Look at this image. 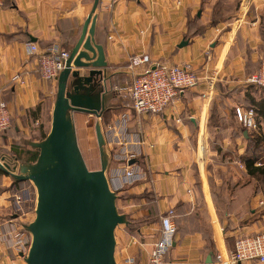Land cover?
I'll use <instances>...</instances> for the list:
<instances>
[{"label": "crops", "instance_id": "crops-1", "mask_svg": "<svg viewBox=\"0 0 264 264\" xmlns=\"http://www.w3.org/2000/svg\"><path fill=\"white\" fill-rule=\"evenodd\" d=\"M219 1L230 8L214 16ZM93 3L0 0V101L11 118L9 130L0 131V161L8 172L0 174V264H26L31 241L27 227L34 220L36 194L32 188L26 194L24 181L14 183L13 175L26 174L35 164L20 160L15 152L21 156L26 149L39 155V144L48 133L40 129L46 127L49 105H54L56 97L57 80L46 81L38 74V54L54 44L70 52L83 34L84 38L88 35ZM93 17V40L102 45L106 62L105 92H101L99 77L85 85L96 87L91 92L94 102L104 101L94 133L102 137L109 168L106 179L125 167L121 157L130 149L140 153L128 165H138L144 172L140 180L115 193L117 211L125 220L114 230L116 263L147 264L160 218L172 208L184 229L175 233L166 260L170 264H219L237 237L264 231V192L260 182L239 166L240 174H230L235 189L225 204L198 195L199 137L207 132L210 108L218 105V99L228 101L230 110L234 105L245 106L247 96L264 100V89L243 83L264 63V0H117L111 4L99 0ZM199 26L202 31L195 33ZM183 41L187 43L181 46ZM27 43H34L38 52L28 53ZM143 54L149 62L130 70V56ZM155 63H189L199 79L161 113L137 115L121 86ZM77 70L79 76H89V69ZM123 114L128 121L122 134ZM259 127L264 130V121L259 120ZM247 133L239 135L230 129V169L242 164L239 157L245 151ZM262 159L258 162L264 165ZM16 195L22 197L20 210Z\"/></svg>", "mask_w": 264, "mask_h": 264}, {"label": "water", "instance_id": "water-1", "mask_svg": "<svg viewBox=\"0 0 264 264\" xmlns=\"http://www.w3.org/2000/svg\"><path fill=\"white\" fill-rule=\"evenodd\" d=\"M98 1L92 6L88 35L80 37L58 75L51 128L39 144L37 160L28 172L22 168L26 174L13 175L17 180L33 181L37 193L35 218L27 227L31 242L26 264H117L114 230L125 220L117 211L116 194L109 189L104 173L102 137L97 133L100 169L89 170L72 136L74 123L68 118L69 111L100 117L104 108L103 99L94 102L91 97L94 86L85 85L95 77L102 85L106 67L103 47L93 40V12ZM79 68L89 69V76H79ZM69 76L76 80L71 93L66 90ZM0 168L4 169L1 163ZM206 262L210 263V256Z\"/></svg>", "mask_w": 264, "mask_h": 264}, {"label": "built area", "instance_id": "built-area-1", "mask_svg": "<svg viewBox=\"0 0 264 264\" xmlns=\"http://www.w3.org/2000/svg\"><path fill=\"white\" fill-rule=\"evenodd\" d=\"M104 1L111 4L117 0ZM26 48L28 53L34 54L38 52V48L34 43H27ZM68 56L69 52L62 50L57 44L50 46L44 52H40L37 63V71L40 78L46 81L57 80L59 73L65 67ZM148 62V55L130 56L128 68L133 70L138 65ZM198 79L196 71L189 63L172 65L155 63L152 66L145 67L142 72L134 74L129 82L121 86V89L125 91L129 98L130 107L135 114H158L184 89L194 86ZM243 83L264 87V63L257 71L248 75ZM86 114L93 115L90 113ZM235 115L238 122L247 130H256L258 128L259 124L255 119V113L252 108L236 106ZM127 121V115L123 114L119 123L122 134L125 133ZM10 124L11 118L8 108L3 101H0V130L7 129ZM139 153V149L124 151L121 160L124 161L125 167L122 170L115 169L112 174L113 177H108L107 179L109 189L112 192L117 194L126 184L133 183L143 177L144 172L138 165H128V162L139 155ZM0 163L3 166L1 161ZM256 165L261 164L256 162ZM239 166L243 168L242 164ZM14 199L17 209L20 210L21 195H16ZM174 216L175 213L172 208L162 214L159 232L149 249L147 264H170L166 260V255L172 245V234L175 230ZM249 261L264 262V231L254 235L237 237L233 242V247L223 252V258L219 260V264H235Z\"/></svg>", "mask_w": 264, "mask_h": 264}, {"label": "rangeland", "instance_id": "rangeland-1", "mask_svg": "<svg viewBox=\"0 0 264 264\" xmlns=\"http://www.w3.org/2000/svg\"><path fill=\"white\" fill-rule=\"evenodd\" d=\"M223 6L226 7V4H224ZM75 82L76 80L72 78L68 80L66 87L67 92H72V86L75 84ZM86 88H90V86L87 85ZM95 88L96 87L94 86V89ZM82 92H85V90ZM218 100L219 106L216 104L211 105L210 120L207 124V132H204V134L199 137V165L197 168H195V174L198 195L201 194V196H205L208 200H211L212 198L215 202L217 200V202L221 200V202L225 204L227 199L230 198V192H233V189H235L234 185H230V174L238 175L240 174L239 171L241 170L238 164H236V168L230 169V129L237 130L239 122H236L235 119L232 117L233 108L235 107V105L232 106L230 110V103L228 101L222 99ZM53 102L55 101L53 100ZM53 106L54 105H49L50 108L47 113V120H45V124H43V126L45 125L46 127H43V131L42 129H40V132L43 134H46L47 132L49 133L50 131L52 123ZM68 118L71 120L72 123H74L76 135L72 131V136L75 138V140L77 136L78 151L80 152L86 164V167L89 170L100 169V149L97 143V137L94 133V124L96 123V121L99 120V118L95 117L94 115H89L86 113H77L72 111L68 112ZM214 123L215 125L217 123L219 124L218 129L214 126ZM218 148L220 149L218 150ZM113 160L114 159L111 157L110 162L112 163ZM108 169V163L106 161L104 173H106ZM24 183V192H26L27 194V191L31 190L32 188L33 191H35L37 198L34 182L27 179L24 181ZM241 183L242 180L240 179L237 185H240ZM257 191L258 186H255V192ZM208 203L211 206V203ZM34 218L35 212L33 215V219ZM212 219L214 220L213 217ZM177 226L179 228L184 227V225L180 224H177ZM216 229L218 230L217 227ZM26 251L28 252V250Z\"/></svg>", "mask_w": 264, "mask_h": 264}, {"label": "trees", "instance_id": "trees-1", "mask_svg": "<svg viewBox=\"0 0 264 264\" xmlns=\"http://www.w3.org/2000/svg\"><path fill=\"white\" fill-rule=\"evenodd\" d=\"M225 3H222L221 1L216 3V9L214 11V16H222L225 14L226 11H229L230 4L223 6ZM229 7V8H228ZM218 8V9H217ZM202 31V28L196 27L195 33H200ZM246 85V84H245ZM250 87H256L257 89H264V87H257L253 85H249ZM247 95V94H246ZM248 102L245 106L239 105L243 108H252L255 113V119L259 124V120L264 121V100L262 101H255V99L251 96H247ZM236 107V106H235ZM235 107L233 108V115L232 117L237 122V118L235 115ZM213 117V116H212ZM215 119V118H214ZM215 121V120H214ZM239 126H237V134L243 135V132L246 130L248 131L246 136V146L244 153L239 157L241 159V162L246 169V173L248 176L253 177L257 179L260 182V188L264 192V165H256V162L259 160H263L264 156V130H262L259 125L256 130H247L242 124L239 122ZM11 126V124H10ZM10 126L5 130H0L1 132H6L9 130ZM214 126L218 129L219 124L217 123ZM220 148H218L219 150ZM17 152V151H16ZM15 154L20 160L26 161V162H35L38 156V151L30 152L26 149L21 150V156L18 155V153ZM29 154L28 157H26ZM7 170L0 168V174H7ZM14 183L22 182L21 180L14 179ZM177 223H180V219L177 221V219L174 216V224H175V230L172 234V241L174 240L173 237L175 233L180 229L182 231L183 228H179L177 226Z\"/></svg>", "mask_w": 264, "mask_h": 264}]
</instances>
